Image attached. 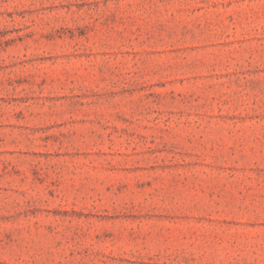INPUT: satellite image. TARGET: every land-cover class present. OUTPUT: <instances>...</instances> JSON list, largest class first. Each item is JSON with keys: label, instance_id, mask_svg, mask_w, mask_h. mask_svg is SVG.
Masks as SVG:
<instances>
[{"label": "rangeland", "instance_id": "374dc122", "mask_svg": "<svg viewBox=\"0 0 264 264\" xmlns=\"http://www.w3.org/2000/svg\"><path fill=\"white\" fill-rule=\"evenodd\" d=\"M0 264H264V0H0Z\"/></svg>", "mask_w": 264, "mask_h": 264}]
</instances>
